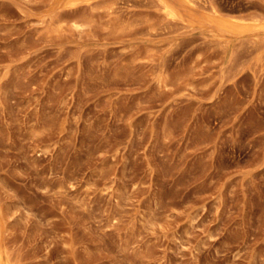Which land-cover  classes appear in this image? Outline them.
Wrapping results in <instances>:
<instances>
[{"label":"rangeland","instance_id":"374dc122","mask_svg":"<svg viewBox=\"0 0 264 264\" xmlns=\"http://www.w3.org/2000/svg\"><path fill=\"white\" fill-rule=\"evenodd\" d=\"M0 256L264 264V0H0Z\"/></svg>","mask_w":264,"mask_h":264},{"label":"bare ground","instance_id":"6f19581e","mask_svg":"<svg viewBox=\"0 0 264 264\" xmlns=\"http://www.w3.org/2000/svg\"><path fill=\"white\" fill-rule=\"evenodd\" d=\"M263 26V25H262ZM261 27V26H260ZM263 28V27H262ZM0 264H3L2 257L0 256Z\"/></svg>","mask_w":264,"mask_h":264}]
</instances>
